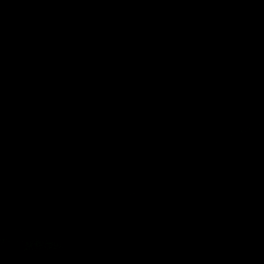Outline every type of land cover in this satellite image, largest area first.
Here are the masks:
<instances>
[{"label":"water","instance_id":"95a60500","mask_svg":"<svg viewBox=\"0 0 264 264\" xmlns=\"http://www.w3.org/2000/svg\"><path fill=\"white\" fill-rule=\"evenodd\" d=\"M0 264H264V0H0Z\"/></svg>","mask_w":264,"mask_h":264}]
</instances>
